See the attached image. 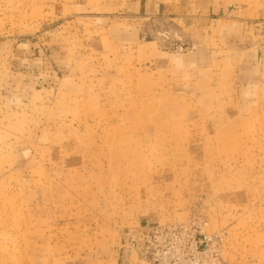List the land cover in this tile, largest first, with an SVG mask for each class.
Masks as SVG:
<instances>
[{"label":"rangeland","instance_id":"rangeland-1","mask_svg":"<svg viewBox=\"0 0 264 264\" xmlns=\"http://www.w3.org/2000/svg\"><path fill=\"white\" fill-rule=\"evenodd\" d=\"M226 2L0 0V264H264V39L196 30Z\"/></svg>","mask_w":264,"mask_h":264},{"label":"crops","instance_id":"crops-1","mask_svg":"<svg viewBox=\"0 0 264 264\" xmlns=\"http://www.w3.org/2000/svg\"><path fill=\"white\" fill-rule=\"evenodd\" d=\"M226 3L224 5V7H231L230 11H229V15H232L231 17L228 16V20H225V18L223 20L219 19V17L214 21V20H210V21H206L203 23V26L201 27H197L196 30H198V32H200V28L201 30H207V29H211L212 27H214V29L216 28V25L219 26V32H223L221 31L222 26L220 25V21H224L227 24H236L235 29H231V25L228 26L227 29L224 30H228V33H236L239 34L237 36V38L239 40L243 39L244 37H248L250 36L253 39L256 38H263L264 39V31L262 32V30L259 32V34H255L254 31L257 30L256 29V25H259V29L260 30L262 28V25H264V17L260 16V14H258L260 17L259 19H253L254 21H252V19H250L252 16H248L250 14L253 15V9H259V12H262V8H264V5L262 4V0H224ZM220 6L219 4L216 5ZM214 7V6H213ZM232 11V12H231ZM234 13V14H233ZM256 15V16H258ZM197 25H200V23L198 24L199 21H196ZM203 22V21H202ZM213 22H216L215 25ZM205 26V24H207ZM243 24V25H242ZM258 48H261V45H259V47H256L255 50H257Z\"/></svg>","mask_w":264,"mask_h":264},{"label":"built area","instance_id":"built-area-1","mask_svg":"<svg viewBox=\"0 0 264 264\" xmlns=\"http://www.w3.org/2000/svg\"><path fill=\"white\" fill-rule=\"evenodd\" d=\"M181 234L183 233L180 229L173 228L165 230L163 237L169 240H178L182 238ZM207 240L205 236L203 239H197L195 236H192L189 243L180 242L179 250L182 255L194 260L197 264H205L207 259H210L212 264H218L216 252L209 249Z\"/></svg>","mask_w":264,"mask_h":264}]
</instances>
